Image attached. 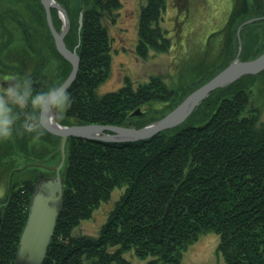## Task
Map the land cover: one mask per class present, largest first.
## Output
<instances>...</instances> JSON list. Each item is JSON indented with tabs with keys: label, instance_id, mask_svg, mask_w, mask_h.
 <instances>
[{
	"label": "trees",
	"instance_id": "16d2710c",
	"mask_svg": "<svg viewBox=\"0 0 264 264\" xmlns=\"http://www.w3.org/2000/svg\"><path fill=\"white\" fill-rule=\"evenodd\" d=\"M12 1L23 5L22 10L7 8L34 57V65L26 71L33 77L34 90L62 82L71 63L55 48L41 0ZM58 1L69 19L65 45L68 49L76 46L80 59L67 86L71 107L62 118L55 116L62 125L100 123L138 128L148 124L170 112L237 54L180 91L168 87L161 77L151 76L136 87L127 81L99 94L96 88L108 74L112 49L103 18L109 15L114 20L112 13L121 4L119 0ZM143 1L135 46L136 53L146 57L149 49L167 51L171 45L159 23L166 0ZM247 3L245 12L236 7L227 18L236 39L237 27L256 17L242 25L241 60L264 51V0ZM50 16L59 31L61 18L56 8L50 7ZM42 40L46 47L40 44ZM13 70L16 75L25 74L19 65ZM259 74L264 70L213 89L181 124L149 138L116 142L68 136L61 167L63 202L41 264H132L125 256L128 251L145 264H182L187 247L208 232L218 236L217 252L224 264H264V121L252 98ZM153 101H161L163 106L143 110L138 116L131 114ZM27 114L32 119L31 109ZM36 140L47 143L49 149L21 162L54 165L59 159V136L45 129ZM33 174L11 179L0 199V264L15 263L19 233L33 192ZM115 187L123 190L98 234L74 235L72 229L108 200Z\"/></svg>",
	"mask_w": 264,
	"mask_h": 264
},
{
	"label": "rangeland",
	"instance_id": "374dc122",
	"mask_svg": "<svg viewBox=\"0 0 264 264\" xmlns=\"http://www.w3.org/2000/svg\"><path fill=\"white\" fill-rule=\"evenodd\" d=\"M56 2L60 4L58 0ZM119 2L121 6L112 13L115 15L114 20L109 15L103 18L112 49L108 74L96 88L99 94L115 90L125 85L127 81L136 87L137 84L146 82L151 76L161 77L168 87L177 88L180 91L184 87H189L190 84H195L201 79V75L209 73L217 63L230 59L233 54L238 53V40L241 46L243 44L240 35L242 27L239 30V37L237 29L235 30V39L232 31H229L227 18L236 7L240 9V13L245 12L247 0L246 4L245 0H166L167 6L159 23L166 31L165 34L169 37L171 46L167 51L149 49L146 57H141L136 53L135 45L139 38V13L144 1L119 0ZM9 6L23 9L21 2L0 0V29L2 30H0V80L16 75L13 67L18 65L26 73L35 62L33 55L24 46L20 28L7 8ZM63 8L65 9L64 6ZM57 13L62 25V17L58 11ZM40 44L46 47L43 40ZM240 49L242 50V47ZM253 84L252 98L255 99V105L260 111V120L264 121V74H259ZM162 106L161 101H153L142 106L141 109L148 112ZM26 114L23 110L21 111L11 137L0 139V149H3L0 152V199L6 194L11 166L22 165L25 162H21L22 158L26 157H23L22 151L36 154L49 149L47 143L36 140L34 134L27 131L24 126ZM53 115L57 116L55 113ZM4 163L7 167L3 165ZM32 174L33 178H36L34 175L44 176L53 172H45L44 169H35L33 166L26 167L15 171L12 180H22ZM122 190L123 187H115L110 192L109 199L102 201L91 216L81 220L71 232L74 235H97L100 225L105 221ZM217 244L216 234L208 232L200 235L184 251L182 264H224V258L217 252ZM125 256L132 264H145V260H140L131 251L125 253Z\"/></svg>",
	"mask_w": 264,
	"mask_h": 264
},
{
	"label": "water",
	"instance_id": "95a60500",
	"mask_svg": "<svg viewBox=\"0 0 264 264\" xmlns=\"http://www.w3.org/2000/svg\"><path fill=\"white\" fill-rule=\"evenodd\" d=\"M41 3L45 8V18L51 30L55 48L71 63V72L62 81L67 87L72 83L80 61L75 47L73 49H68L64 42L63 37L69 29L68 17H66L63 6L55 0H41ZM50 7H55L62 17L63 22L59 31L53 26L52 17L50 16ZM78 16V27L80 30L83 17L82 11L79 12ZM251 21L252 19H248L244 23ZM240 28L241 25L236 30L238 37ZM240 43L241 42H239L238 54L241 47ZM262 70H264V52L253 59L243 61L239 60L237 55L228 65L223 67L222 70L214 74L212 78L186 95L179 104L170 110V112L138 128L111 124L104 125L100 123L61 125L55 120L54 115H52L51 122L48 123L45 129L51 134L60 137L58 145L60 159L58 163L51 167L54 171V175L40 177L33 183V192L28 201L27 217L19 233L14 264H41L46 257L47 248L52 238L53 230L56 226V219L60 213L63 202L64 181L60 174V169L65 160L64 145L68 136L75 135L84 139L97 138L116 142L149 138L162 129L181 124L213 89L223 87L244 74H254ZM141 112L139 108H136L131 114L138 115ZM24 166L25 165H23V167ZM1 219L2 217L0 215V223Z\"/></svg>",
	"mask_w": 264,
	"mask_h": 264
},
{
	"label": "clouds",
	"instance_id": "9594fccd",
	"mask_svg": "<svg viewBox=\"0 0 264 264\" xmlns=\"http://www.w3.org/2000/svg\"><path fill=\"white\" fill-rule=\"evenodd\" d=\"M9 81L13 82L0 83V139L12 136L22 110H32L27 131L39 138L44 135L54 113L62 118L71 107L72 95L64 82H55L35 91L33 77L28 73L14 75Z\"/></svg>",
	"mask_w": 264,
	"mask_h": 264
},
{
	"label": "flooded vegetation",
	"instance_id": "af4514ba",
	"mask_svg": "<svg viewBox=\"0 0 264 264\" xmlns=\"http://www.w3.org/2000/svg\"><path fill=\"white\" fill-rule=\"evenodd\" d=\"M245 4H246V0H245ZM264 17V14L261 16V18H263ZM253 18H256V17H253ZM242 47V46H241ZM8 75V74H7ZM6 75V76H7ZM11 77L10 76H7V77H5L4 79H3V81H0V83H3V84H5V85H7L8 83H11V81H9V79H10ZM27 110L28 109H25V110H23L25 113H27ZM27 115V118H26V120L24 121V126H26V128H27V123L28 122H30L31 121V117H30V115L29 114H26ZM34 139V138H33ZM1 151H3V149H0V152ZM22 153L24 154L23 156H29L30 158H32V155H34V154H31V153H26V151H22ZM22 156V155H21ZM32 161H34L37 165H32V166H35V167H38V168H41V169H44L45 171H47V170H49L48 169V164L45 162V161H35V160H32ZM32 161H26V162H24V163H29V162H32ZM24 163H22V165L24 164ZM5 167H7V164H3ZM22 165H15V166H11V171L9 172V175L11 174V172L13 171V172H15V171H18V170H22L21 169V167H22ZM26 167H28V166H26ZM26 167H24V168H26Z\"/></svg>",
	"mask_w": 264,
	"mask_h": 264
}]
</instances>
